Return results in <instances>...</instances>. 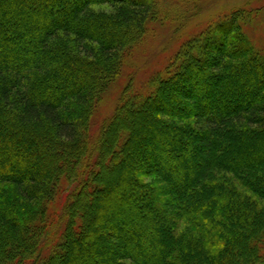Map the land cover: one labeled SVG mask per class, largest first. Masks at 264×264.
Wrapping results in <instances>:
<instances>
[{"label": "trees", "instance_id": "obj_1", "mask_svg": "<svg viewBox=\"0 0 264 264\" xmlns=\"http://www.w3.org/2000/svg\"><path fill=\"white\" fill-rule=\"evenodd\" d=\"M161 7L0 0V264H264V49L249 10L129 83L93 135Z\"/></svg>", "mask_w": 264, "mask_h": 264}, {"label": "rangeland", "instance_id": "obj_2", "mask_svg": "<svg viewBox=\"0 0 264 264\" xmlns=\"http://www.w3.org/2000/svg\"><path fill=\"white\" fill-rule=\"evenodd\" d=\"M155 1H161L166 8L161 7L157 18L150 21L148 25L150 34L147 39L133 51L121 76L112 84L110 93L103 100L101 109L96 116V124L94 123L92 129L94 136L99 134L102 123L114 113L121 94L129 83H134L135 89H141L152 72L164 67L182 44L200 33L210 23L233 10L246 9L250 11L251 19L245 20L243 27L252 41L264 49V0ZM94 9L112 13L116 7L99 4L95 5ZM186 98L189 100L188 96ZM170 99L168 98V100ZM225 105L227 106V104ZM146 180L151 181L152 179L147 177ZM56 215L59 216L58 211Z\"/></svg>", "mask_w": 264, "mask_h": 264}]
</instances>
